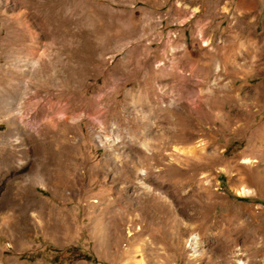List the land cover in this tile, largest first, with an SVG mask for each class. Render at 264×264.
Returning a JSON list of instances; mask_svg holds the SVG:
<instances>
[{"label": "rangeland", "instance_id": "obj_1", "mask_svg": "<svg viewBox=\"0 0 264 264\" xmlns=\"http://www.w3.org/2000/svg\"><path fill=\"white\" fill-rule=\"evenodd\" d=\"M263 136L264 0H0V264H264Z\"/></svg>", "mask_w": 264, "mask_h": 264}, {"label": "bare ground", "instance_id": "obj_2", "mask_svg": "<svg viewBox=\"0 0 264 264\" xmlns=\"http://www.w3.org/2000/svg\"><path fill=\"white\" fill-rule=\"evenodd\" d=\"M153 97H151L152 100ZM154 99V98H153ZM150 102V101H149ZM156 102V101H155ZM171 103V102H170ZM148 104V103H147ZM158 109V108H157ZM153 110V109H152ZM155 114V113H154ZM150 119H153L150 118ZM262 137V136H261ZM264 137V136H263ZM261 139V138H260ZM264 139V138H263ZM140 144L142 147L146 148V150L150 151V146L148 143V139L145 137L143 141L140 140ZM155 147V146H154ZM153 149V148H152ZM161 149V148H160ZM159 149V150H160ZM137 150V149H136ZM162 150V149H161ZM143 150H141L142 152ZM160 152V151H159ZM158 151H152V153L150 154V157L153 158L154 163L159 162V159L157 157H155V154H159ZM144 152H142L143 154ZM161 153V152H160ZM139 154V153H138ZM165 154V153H164ZM146 155V154H145ZM166 155V154H165ZM149 156V155H148ZM147 156V157H148ZM157 156V155H156ZM163 156V155H162ZM143 157V156H142ZM161 159V158H160ZM172 164V163H171ZM183 164V163H182ZM135 170L136 172L139 174V178L137 180L138 185L140 188H142L143 190H145L146 192H148V194L151 193L152 187L146 182V180L142 177V175L145 174L146 170L145 168H143L142 166L139 167L138 165H135ZM147 167V166H146ZM172 167V166H171ZM187 167V166H186ZM149 168V167H148ZM150 170V169H149ZM160 170H158V172L160 173ZM162 173V172H161ZM160 173V174H161ZM162 175V174H161ZM159 177V176H158ZM169 183V182H168ZM164 184V183H163ZM169 185L171 186L170 191L174 192L177 191L180 188V185L176 182H171L169 183ZM160 189V191H165L167 192L168 188H166L164 185H160L158 187ZM246 189L242 188V191H245ZM154 196V195H153ZM151 197V196H150ZM155 198V197H153ZM152 198V199H153ZM159 205V204H158ZM165 206V205H164ZM156 207V206H155ZM159 208V207H158ZM165 209V208H164ZM151 212H155L154 210H152ZM157 212V211H156ZM172 214V213H171ZM140 216V215H139ZM142 219V218H141ZM4 223V222H3ZM236 230V231H235ZM234 231V238H241V240L243 241L244 244H247L248 247L251 246V248L254 246L255 242H256V238L255 236L252 234V232L246 231L245 229H243L242 227H237ZM228 239V238H227ZM234 239V240H235ZM187 246H189V248L192 250V254L193 255H197L199 253V250L201 248V241H200V236L197 233H194L190 236L189 239H187ZM246 248V247H245ZM251 250V249H250ZM254 252V251H252ZM249 253V252H248ZM239 254H241V252H239ZM199 255V254H198ZM249 255V254H248ZM253 256V255H252ZM237 263L238 264H246L245 260H243L242 258H237Z\"/></svg>", "mask_w": 264, "mask_h": 264}]
</instances>
